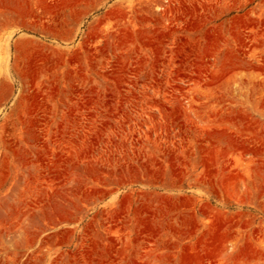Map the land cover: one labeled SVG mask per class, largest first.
Returning a JSON list of instances; mask_svg holds the SVG:
<instances>
[{
    "label": "rangeland",
    "instance_id": "obj_1",
    "mask_svg": "<svg viewBox=\"0 0 264 264\" xmlns=\"http://www.w3.org/2000/svg\"><path fill=\"white\" fill-rule=\"evenodd\" d=\"M0 264H264V0H0Z\"/></svg>",
    "mask_w": 264,
    "mask_h": 264
}]
</instances>
